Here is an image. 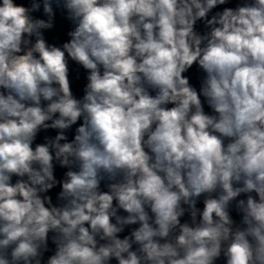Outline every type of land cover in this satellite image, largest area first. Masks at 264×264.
Returning a JSON list of instances; mask_svg holds the SVG:
<instances>
[{"label": "clouds", "instance_id": "1", "mask_svg": "<svg viewBox=\"0 0 264 264\" xmlns=\"http://www.w3.org/2000/svg\"><path fill=\"white\" fill-rule=\"evenodd\" d=\"M0 264H264V0H0Z\"/></svg>", "mask_w": 264, "mask_h": 264}]
</instances>
